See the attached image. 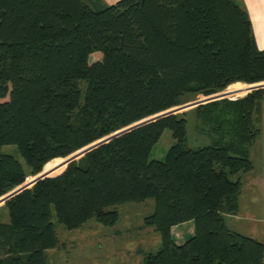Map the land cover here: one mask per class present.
<instances>
[{
	"label": "trees",
	"instance_id": "16d2710c",
	"mask_svg": "<svg viewBox=\"0 0 264 264\" xmlns=\"http://www.w3.org/2000/svg\"><path fill=\"white\" fill-rule=\"evenodd\" d=\"M263 84L244 0H0V146L22 159L0 152V197L49 161L199 95L216 99L113 137L7 198L0 264H46L56 222L111 226L112 206L147 198L144 224L160 247L144 264H264V244L224 217L238 213L241 174L253 168ZM190 113L215 144L185 146ZM165 129L175 142L150 159ZM190 221L188 238L173 231Z\"/></svg>",
	"mask_w": 264,
	"mask_h": 264
},
{
	"label": "rangeland",
	"instance_id": "374dc122",
	"mask_svg": "<svg viewBox=\"0 0 264 264\" xmlns=\"http://www.w3.org/2000/svg\"><path fill=\"white\" fill-rule=\"evenodd\" d=\"M95 59H98L97 56L90 57V61ZM227 87H230V85ZM256 88H262L264 90V84ZM250 91L252 90H248L247 92L249 93ZM201 97L203 96L199 95L196 100L189 101L177 107L175 106V108L172 107V109H168L157 115L143 119L124 129H129L136 126L137 123L154 120L172 112L188 110L194 107V105L203 102L204 100H201ZM254 123L260 127L262 121L260 123L259 118L257 119V116L255 115ZM104 139L106 138L96 141L93 144L88 145L86 148L78 150L70 156L68 155V157L66 156L67 158L65 159H56L47 162L40 173L35 176L27 177L23 185H20L1 196L0 206L5 199L12 196L23 187L32 185L34 180L45 175L51 176L59 173L63 170L65 164L71 160L77 159L86 150H89L91 147L98 144V142L104 141ZM217 139L218 136L209 131V125L207 123L204 124L195 113L189 114L185 141L186 147L198 148L204 145L215 144L214 142ZM174 142L171 131L165 129L160 139L154 145L149 158L163 160L168 148ZM0 152L9 154L22 162L17 147L13 144L1 145ZM263 157L264 150L260 147L258 142L255 141L250 145V158L253 166L258 160H260V163H264V159H262ZM66 161L68 162L66 163ZM249 173H254V168H252ZM245 175L246 173L241 174L243 185L238 199V212L240 214H231V218L225 216V222L229 228L237 232L254 236L256 231L254 232L253 228L264 225V210L259 211V204H261L262 209H264V195L262 198L260 197V200L255 199L256 193L254 188H256L255 185L257 184L250 181L249 177ZM232 178L235 179L236 176H233ZM258 193L260 194V192ZM259 201H261V203ZM111 208L118 212V220L111 226L95 220H89L77 229L68 230L62 224L56 222L58 244L56 247L45 251L46 264H144L143 257L145 254L148 252H154L160 247L158 233L152 226L144 224V217L153 212V198H147L138 202L122 203L112 206ZM0 212L1 221L6 222L8 219L6 212L3 208L0 209ZM237 215H240V217L238 218ZM259 218L263 219L262 222ZM191 225L192 222L190 221L179 225L177 228H174L173 231L176 232V229L178 231L180 228L182 231H185V236L188 238L190 235L187 233L191 231Z\"/></svg>",
	"mask_w": 264,
	"mask_h": 264
},
{
	"label": "crops",
	"instance_id": "0c3cea01",
	"mask_svg": "<svg viewBox=\"0 0 264 264\" xmlns=\"http://www.w3.org/2000/svg\"><path fill=\"white\" fill-rule=\"evenodd\" d=\"M116 1H118V0H101V2H103L105 4H113ZM244 2L246 5V8L248 10L250 19H251L256 44H257L258 48L263 49L264 48V0H244ZM259 121H260V123L262 121V124L259 127L260 128V135H259L258 139L256 140V142H258L260 147H262L264 150V125H263L264 124V99L261 101V110H260ZM262 159H264V157ZM253 168H254V173L250 174L249 172H247L245 176H248L250 181L257 184V185H255L256 188H254V191L256 193L255 199L260 200V197L262 198V196L264 195L263 194V190H264V163H260V160H258V162L254 164ZM241 179H242V176H241ZM260 188L262 189V191ZM258 192H260V194ZM259 202L261 203V201H259ZM262 210H264V209H262L261 204H259V211H262ZM238 214H240V213L238 212ZM225 216H227L228 218H231V214H225ZM239 217H240V215L238 216V218ZM259 219L262 222L263 219L262 218H259ZM253 230H254V232L256 231V233L254 234V236H251V237H253V238L256 237L255 239H257L258 241H260L264 244V240H263L264 225L260 226V227H254Z\"/></svg>",
	"mask_w": 264,
	"mask_h": 264
},
{
	"label": "water",
	"instance_id": "95a60500",
	"mask_svg": "<svg viewBox=\"0 0 264 264\" xmlns=\"http://www.w3.org/2000/svg\"><path fill=\"white\" fill-rule=\"evenodd\" d=\"M255 89H257V88H254V90H255ZM212 100H214V99H210V100H208V101H212ZM208 101H205V102H208ZM199 104H201V103H199ZM196 105H198V104H196ZM196 105H194V106H196ZM182 111H183V110H182ZM174 113H176V112H172V113H169V114H166V115H170V114H174ZM166 115H164V116H166ZM160 117H163V116H160ZM160 117H158V118H160ZM156 119H157V118H156ZM154 120H155V119H154ZM149 121H152V120H149ZM149 121H146V122H143V123H137L136 126H133V127L129 128V129H124V128H122V129H124V130L120 129V130H122V131L119 130V133H118V131H117V132H114V133L108 135V136L106 137V139H104V141H102V142H98V144L94 145V146L91 147L90 149H92V148H94V147L100 145L101 143H104V142L110 140V139L113 138V137H116V136H118V135H120V134H122V133H124V132H127V131H129V130H131V129H133V128H135V127L141 125V124L147 123V122H149ZM131 125H132V124H131ZM129 126H130V125H129ZM127 127H128V126H127ZM125 128H126V127H125ZM90 149H89V150H90ZM89 150H86L85 152H87V151H89ZM85 152H84V153H85ZM84 153H83V154H84ZM80 156H81V155H80ZM80 156H79V157H80ZM71 161H72V160H71ZM69 162H70V161H69ZM69 162H68V163H69ZM68 163H67V164H68ZM65 167H66V166H65ZM63 170H64V169H63ZM63 170H61V171H60L59 173H57V174H60ZM57 174H55V175H57ZM55 175H51V176H55ZM44 177H50V176H46V175H45V176H42V177H40V178H38V179H42V178H44ZM38 179H36V180H38ZM36 180H35V181H36ZM35 181H34V182H35ZM34 182H33V183H34ZM33 183H32V184H33ZM21 185H22V184H21ZM30 186H31V185H30ZM30 186H25V187H23L22 189L27 188V187H30ZM22 189H21V190H22ZM21 190H19V191H21ZM19 191H18V192H19ZM16 193H17V192H16ZM16 193H14V194H16ZM14 194H13V195H14ZM10 197H11V196H10ZM8 198H9V197H8ZM5 200H6V199H5Z\"/></svg>",
	"mask_w": 264,
	"mask_h": 264
}]
</instances>
